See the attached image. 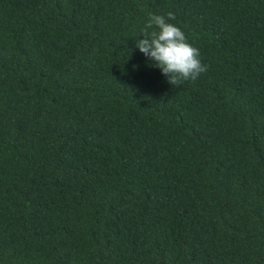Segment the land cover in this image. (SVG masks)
I'll return each mask as SVG.
<instances>
[{"label": "trees", "instance_id": "16d2710c", "mask_svg": "<svg viewBox=\"0 0 264 264\" xmlns=\"http://www.w3.org/2000/svg\"><path fill=\"white\" fill-rule=\"evenodd\" d=\"M0 264H264V0H0Z\"/></svg>", "mask_w": 264, "mask_h": 264}, {"label": "clouds", "instance_id": "9594fccd", "mask_svg": "<svg viewBox=\"0 0 264 264\" xmlns=\"http://www.w3.org/2000/svg\"><path fill=\"white\" fill-rule=\"evenodd\" d=\"M175 13L166 15L150 13L141 29L142 39H137L135 47L147 58L154 61L167 82L176 87L184 81H195L207 71L202 63L200 51L187 40L184 32L169 20Z\"/></svg>", "mask_w": 264, "mask_h": 264}]
</instances>
